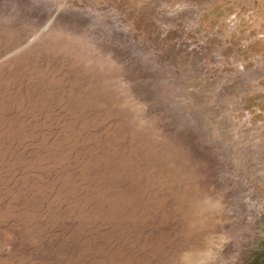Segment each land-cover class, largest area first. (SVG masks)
Returning <instances> with one entry per match:
<instances>
[{
	"label": "rangeland",
	"instance_id": "1",
	"mask_svg": "<svg viewBox=\"0 0 264 264\" xmlns=\"http://www.w3.org/2000/svg\"><path fill=\"white\" fill-rule=\"evenodd\" d=\"M0 264H264V0H0Z\"/></svg>",
	"mask_w": 264,
	"mask_h": 264
}]
</instances>
